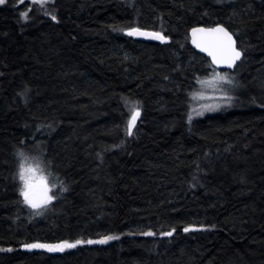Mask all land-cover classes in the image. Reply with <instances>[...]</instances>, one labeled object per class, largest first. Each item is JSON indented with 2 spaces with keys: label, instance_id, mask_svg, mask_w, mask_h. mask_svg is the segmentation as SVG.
<instances>
[{
  "label": "trees",
  "instance_id": "trees-1",
  "mask_svg": "<svg viewBox=\"0 0 264 264\" xmlns=\"http://www.w3.org/2000/svg\"><path fill=\"white\" fill-rule=\"evenodd\" d=\"M46 8L0 5V264H264V0ZM216 24L243 50L234 71H220L238 87L189 122L197 79L212 72L189 31ZM131 27L169 40L119 30ZM134 102L141 114L129 136ZM21 151L40 156L58 183L38 216L19 194ZM108 235L119 239L25 247Z\"/></svg>",
  "mask_w": 264,
  "mask_h": 264
},
{
  "label": "snow or ice",
  "instance_id": "snow-or-ice-1",
  "mask_svg": "<svg viewBox=\"0 0 264 264\" xmlns=\"http://www.w3.org/2000/svg\"><path fill=\"white\" fill-rule=\"evenodd\" d=\"M222 2V0H218ZM6 3V0H0V5ZM32 3L39 5L40 7H45L48 0H32ZM51 15L50 13H45ZM22 18L27 21L28 13H21ZM52 20H57L55 15H51ZM117 30V29H114ZM124 31L126 35L130 37H144L146 39L157 40L161 43H166L169 37H166L162 32L156 31H146L141 30L139 27H131L128 29H119ZM191 43L200 52L205 53L211 58V63L209 67L212 68V73L210 77L205 79H197V83L201 84L202 87L205 85L213 86V92H219L220 95L217 97L215 95L208 96L204 91L193 92L192 98L196 99H208V100H220L225 103H230L232 96L229 95L228 90L224 87L225 85L230 86L231 89H235L238 85L235 82V78L228 75L227 73H221L216 71L217 68L224 66L228 69H233L236 67L237 61L241 60L243 56V50L238 49L236 39H234V33L230 32L224 25L216 24L215 26L208 27H192L191 28ZM129 103V101H125ZM139 102L132 103L131 107V117L127 124V134L132 135V130L136 127L137 119L140 117L141 110L138 106ZM220 103H212L202 105L201 108L204 110H214L219 108ZM192 111L196 115H203V111L193 107ZM193 116L188 115V121L191 122ZM18 157L20 159L18 167V178L22 184L20 188V195L23 197V201L30 208L36 210V214H41L40 210L45 209L47 205L52 203L56 196L53 193V189L57 187L56 184L50 183L48 176L42 174V169L40 166L33 165L29 163L30 160L36 159V157H30L24 152H19ZM51 164V161L48 162ZM60 187L62 191H67V187L63 186V182L60 181ZM195 230L192 227H185L184 231L188 232ZM175 232L173 228L169 232L161 233L162 236H171ZM145 236H154V232L148 231L141 233ZM119 239L118 236L108 235L97 240L88 239L84 241L82 239H77L75 242L62 241L56 244H45V243H34L25 245L28 249L41 248L49 252H63L65 249L75 248L78 245L87 243L92 244H107L111 240ZM10 251V249H9Z\"/></svg>",
  "mask_w": 264,
  "mask_h": 264
},
{
  "label": "rangeland",
  "instance_id": "rangeland-1",
  "mask_svg": "<svg viewBox=\"0 0 264 264\" xmlns=\"http://www.w3.org/2000/svg\"><path fill=\"white\" fill-rule=\"evenodd\" d=\"M20 2H27V3H29V4H31V5H35V6H37L38 8H42V7H40L39 5H37V4H34V3H32V0H19ZM53 0H48V3L45 5V7H43L42 9H45L48 5H50V3L52 2ZM47 9V8H46ZM218 72H220V71H218ZM212 73V72H211ZM211 73L209 74V76L208 77H210L211 76ZM221 73H226V72H221ZM228 75H230V74H228ZM230 76H232V75H230ZM227 90H228V93H229V95H231L233 92H235V90L237 89V87L233 90V89H231V87L230 86H227V85H225L224 86ZM199 91H204L205 92V94L206 95H208V96H213V95H215V96H219L220 95V93L219 92H213V86H211V85H205V86H203L202 87V85L200 84L199 86H198V89L195 91V92H199ZM191 98H192V96H191ZM220 103V105L221 104H223V103H225V102H223V101H220V100H216V101H213V100H208V99H203V100H201V99H196V100H194L193 98H192V102H191V108H190V111H191V115L194 117V116H198V115H196V113H194L193 111H192V109H193V107H195L196 109H198V110H201V111H206V110H204V109H202L201 108V106L202 105H205V104H212V103ZM212 111V110H211ZM30 157H36V159H34V160H30L29 161V163H31V164H33V165H39L40 166V168L42 169V174H44V175H46V176H48V179H49V181H50V183H53V184H56L57 185V187H55L54 189H53V193L52 194H54L55 196H56V194H57V189H58V183L56 182V181H54V180H52L51 178H50V175H49V173L43 168V160H42V158L40 157V156H38V155H31ZM20 163V162H19ZM20 182V181H19ZM22 187V184H21V182H20V188ZM19 194H20V190H19ZM21 196V195H20ZM22 197V196H21ZM48 206V205H47ZM34 210V209H33ZM47 209L45 208V209H41L40 210V212H41V214L43 213V212H45ZM41 214H39V215H41ZM33 216H38L37 214H36V210H34L33 211ZM39 249H41V248H39Z\"/></svg>",
  "mask_w": 264,
  "mask_h": 264
},
{
  "label": "water",
  "instance_id": "water-1",
  "mask_svg": "<svg viewBox=\"0 0 264 264\" xmlns=\"http://www.w3.org/2000/svg\"><path fill=\"white\" fill-rule=\"evenodd\" d=\"M196 27H204V26H196ZM141 30H144V29H141ZM146 31H148V30H146ZM132 38L137 39V40H140V41H152V42H156V43H161L160 41H157V40H151V39H146V38H144V37H132ZM234 39H235V38H234ZM189 43H190L191 48H192L197 54L203 56L205 59H207V60L211 63V58H210V57H208L205 53L200 52L198 49H196V48L192 45V43H191V29H190V31H189ZM237 47H238V46H237ZM238 49H239V48H238ZM241 59H242V58H241ZM240 61H241V60L237 61V64H238ZM237 64H236V66H237ZM234 69H235V67H234L233 69H228V68H226V67H224V66H221V67L217 68L216 70H218V71H234ZM22 200H23V197H22Z\"/></svg>",
  "mask_w": 264,
  "mask_h": 264
}]
</instances>
